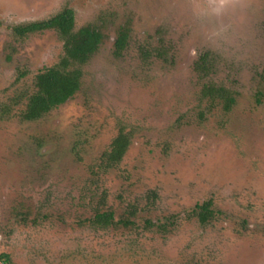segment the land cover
<instances>
[{
	"label": "rangeland",
	"instance_id": "rangeland-1",
	"mask_svg": "<svg viewBox=\"0 0 264 264\" xmlns=\"http://www.w3.org/2000/svg\"><path fill=\"white\" fill-rule=\"evenodd\" d=\"M65 7L77 27L98 22L106 34L82 88L39 121L3 114L18 72L29 71L25 86L63 52L56 31L18 38L12 26ZM126 23L131 42L118 57ZM159 41L170 49L164 59L140 53ZM204 52L213 58L200 74ZM263 66L264 0H0V255L7 264H264V109L252 99ZM207 81L238 91L231 112L200 116ZM120 126L133 137L122 167L93 176ZM152 192L139 216L179 213L167 234L141 220L105 229L88 221L99 206L143 208ZM209 199L224 215L202 224L188 211Z\"/></svg>",
	"mask_w": 264,
	"mask_h": 264
},
{
	"label": "trees",
	"instance_id": "trees-1",
	"mask_svg": "<svg viewBox=\"0 0 264 264\" xmlns=\"http://www.w3.org/2000/svg\"><path fill=\"white\" fill-rule=\"evenodd\" d=\"M54 30L63 41V52L58 60L49 66L40 68L31 77V81L25 86L24 79L29 71L20 70L15 80L13 96L2 105L3 114H13L22 122L39 121L55 109L73 98L82 88L84 71L83 67L91 60L105 40L103 26L98 22H88L77 27L76 16L73 9L65 7L53 16L33 22H26L12 26L13 34L18 38H26L38 32ZM132 28L129 23L122 24L117 29V37L114 42L115 56H122L130 46ZM140 53L144 57L165 58L168 54V46L160 42L148 43L140 46ZM213 53L204 52L195 61L194 69L200 73H206L210 67ZM255 89L252 93L254 105L264 109V66L256 72ZM200 104L208 102L207 110L201 109L200 116L206 112L221 108L225 113L231 112L238 104L239 93L232 87L214 81L204 82L200 90ZM108 147L101 153L91 166L92 175L100 174V171L110 172L120 169L125 155L132 144V130L120 126ZM82 143L76 141L75 153H80ZM157 194L154 192L147 196L148 203L139 208L137 204H129L125 210L118 214L113 207L100 206L95 208L88 221L98 228H132L143 221L144 228L155 230L160 234H167L179 223V213H168L159 216L157 220L149 216H139L144 210L153 204ZM189 215L196 217L200 223L209 224L217 221L224 215V211L214 206L211 199L197 202L188 211ZM27 214L24 215V218ZM245 223V221H243ZM246 227V226H245ZM2 263L10 260L8 253L0 255Z\"/></svg>",
	"mask_w": 264,
	"mask_h": 264
}]
</instances>
